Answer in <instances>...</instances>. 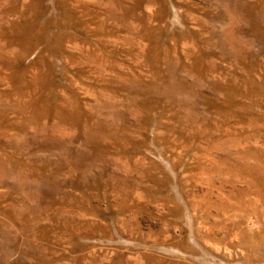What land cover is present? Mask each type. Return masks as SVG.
I'll return each mask as SVG.
<instances>
[{
  "label": "rangeland",
  "instance_id": "1",
  "mask_svg": "<svg viewBox=\"0 0 264 264\" xmlns=\"http://www.w3.org/2000/svg\"><path fill=\"white\" fill-rule=\"evenodd\" d=\"M0 264H264V0H0Z\"/></svg>",
  "mask_w": 264,
  "mask_h": 264
}]
</instances>
